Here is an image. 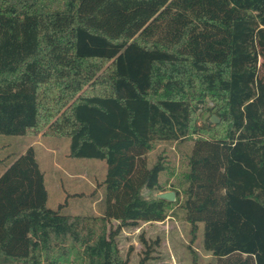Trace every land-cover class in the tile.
Listing matches in <instances>:
<instances>
[{
	"label": "trees",
	"instance_id": "16d2710c",
	"mask_svg": "<svg viewBox=\"0 0 264 264\" xmlns=\"http://www.w3.org/2000/svg\"><path fill=\"white\" fill-rule=\"evenodd\" d=\"M0 134V264H128L121 228L175 211L215 264H264V0H0ZM37 135L105 161L99 212L47 205Z\"/></svg>",
	"mask_w": 264,
	"mask_h": 264
},
{
	"label": "rangeland",
	"instance_id": "374dc122",
	"mask_svg": "<svg viewBox=\"0 0 264 264\" xmlns=\"http://www.w3.org/2000/svg\"><path fill=\"white\" fill-rule=\"evenodd\" d=\"M211 104L208 101V105ZM196 114L198 124L202 123L206 116L205 108L200 107ZM21 138L0 134V159L6 151L15 148ZM26 142L33 145L36 159L44 172L49 207L56 208L63 203V211L66 213L99 212L102 189L98 183L105 174L104 160L70 157L67 139L56 140L37 135L27 137ZM162 148H166L175 169H178L181 155L176 152L173 144H156L149 152L150 159H154L155 153ZM172 180L169 178V181ZM168 187L165 185V188ZM168 190L173 189L164 191ZM142 193L146 197L156 195V192H149L146 188L142 189ZM175 212V215L171 213L162 221H139L135 226L121 228L116 240L121 255H128V264H137L143 257L146 249L143 239L150 246L145 264H215L216 259L202 247L201 224L192 234L191 226L181 218V212ZM112 224L115 226L117 221L113 220Z\"/></svg>",
	"mask_w": 264,
	"mask_h": 264
},
{
	"label": "water",
	"instance_id": "95a60500",
	"mask_svg": "<svg viewBox=\"0 0 264 264\" xmlns=\"http://www.w3.org/2000/svg\"><path fill=\"white\" fill-rule=\"evenodd\" d=\"M210 121L211 122H217L218 117L216 115H211L210 116ZM156 197L162 198L168 201H174L175 200V192L173 190H168V191H161L156 193Z\"/></svg>",
	"mask_w": 264,
	"mask_h": 264
},
{
	"label": "crops",
	"instance_id": "0c3cea01",
	"mask_svg": "<svg viewBox=\"0 0 264 264\" xmlns=\"http://www.w3.org/2000/svg\"><path fill=\"white\" fill-rule=\"evenodd\" d=\"M29 145H31V144L29 143L27 146H29Z\"/></svg>",
	"mask_w": 264,
	"mask_h": 264
}]
</instances>
